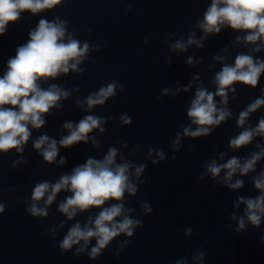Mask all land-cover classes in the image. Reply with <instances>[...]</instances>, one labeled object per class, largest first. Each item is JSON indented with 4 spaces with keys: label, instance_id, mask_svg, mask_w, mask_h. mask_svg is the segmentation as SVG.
I'll return each instance as SVG.
<instances>
[{
    "label": "clouds",
    "instance_id": "clouds-1",
    "mask_svg": "<svg viewBox=\"0 0 264 264\" xmlns=\"http://www.w3.org/2000/svg\"><path fill=\"white\" fill-rule=\"evenodd\" d=\"M60 2L61 0H0V36L6 33L10 23L21 19L23 12L35 15L45 9L54 8ZM126 10H131V5H128ZM67 24V21L60 20L59 17L52 21L41 18L37 26L30 30L27 43L18 46L15 56L8 59L7 70L0 76V153L7 154L13 149L17 153H23L24 146L32 136L31 129L42 128L46 123V114H50L53 108H62L63 105L59 102L66 100L70 95L69 90L57 84L52 83L45 88L42 83L67 74L70 70L78 73L85 71L80 65L88 58L93 46L88 41L82 42L75 38L68 31ZM196 28L203 33L199 39L193 30L187 40L180 38L169 43V50L175 53L186 52L191 45L202 48V42L210 34L220 33L222 28L243 33L235 37L236 43L253 47L248 53H238L232 64L225 62L224 56L213 57L222 65L213 77L215 91H210L202 84L196 88L186 111L190 123L170 139L173 153L179 152L183 147V137H208L222 122L231 118L232 111L227 105L229 92L237 91L233 85L241 84L255 89L261 74L264 73V58L253 55L264 50V0H211L202 19L196 21ZM94 48L96 51L101 50L99 44ZM197 62L191 56L186 61L188 65ZM167 63L171 64L170 56ZM193 79L198 80L199 77L194 76ZM191 87L192 84L189 83L182 90L187 92ZM118 91L123 92L124 86L113 80L101 85L97 91L90 92L82 101L78 99L77 104L86 105L85 111L91 112L96 106L105 105L110 98H115ZM180 91L179 87H165L156 99L159 100L161 95L174 97ZM261 93V96L252 100L238 114L236 124L243 130L229 138L228 148L233 152L252 144L257 137L264 139V116L258 119L255 126L248 123L251 114L264 106V88H261ZM216 97L220 98L219 102ZM218 103L223 106L218 107ZM107 119L89 114L79 122L67 121L62 126L67 130V135L57 141L47 134H41L32 142L33 147L44 162L63 165L66 163L65 157L61 156L57 162L60 148H70L79 142L87 143L89 139L98 146L99 142L95 136L90 137L89 134L94 129L103 133L105 128L102 125ZM120 120L124 125L132 123V118L127 113L121 114ZM123 146L127 147V142H124ZM255 147L258 151H252L243 158L236 155L229 157L227 152H219L217 158L204 162V171L199 175V179L210 177L228 189H241L244 180L238 177L256 172L258 162L264 158V144L256 143ZM140 148L141 145H136L131 150L132 154L135 155ZM146 155L153 165L167 159V153L163 149L151 145L147 148ZM176 158V155L172 156L173 160ZM24 162L23 157L14 160L13 167ZM146 168V163L128 160L115 146L109 147L102 159L89 157L83 164L75 166L70 174H61L55 182H37L31 190L30 198H25V211L31 217L47 218L49 208L56 201L58 194L62 191L71 193L57 205V212L66 219L48 231L55 240L57 229L64 228L67 221H73L80 214L90 213L85 222L75 220L68 227L66 234L58 242V247L61 254L74 249V256L87 254L95 260L118 237L131 238L136 229L143 226V220L134 214L133 207L127 206V201L128 198L136 197L140 185L145 183ZM234 177L237 178L233 179ZM250 179L258 194L254 197H237L234 207L239 209L243 204L244 208L240 216L235 212L231 214L230 218L237 221L236 232H242L249 224L259 227L264 220V168ZM6 207L5 203L0 202V213H3ZM140 207L143 215H151L153 212L151 204L147 201H141ZM92 209L99 211L93 215ZM227 227L231 228L232 225L228 224ZM193 232L192 227L185 229L186 236H191ZM129 243L130 239L121 240L115 254L121 255ZM205 256L204 251L197 250L192 260L194 264H203ZM177 264H187V260L177 261Z\"/></svg>",
    "mask_w": 264,
    "mask_h": 264
}]
</instances>
